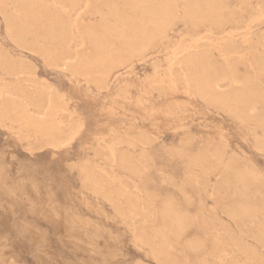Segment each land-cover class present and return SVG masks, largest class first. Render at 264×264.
<instances>
[{
  "label": "rangeland",
  "instance_id": "1",
  "mask_svg": "<svg viewBox=\"0 0 264 264\" xmlns=\"http://www.w3.org/2000/svg\"><path fill=\"white\" fill-rule=\"evenodd\" d=\"M27 1L36 14H40L35 19L25 17L22 20L29 45L35 34H43L41 27L49 19V10L60 5L53 0ZM82 1L96 0H80V5ZM225 2L230 10L237 13L235 23H227L220 30L208 26L195 30L179 21L169 33L168 45L164 43L163 47L161 44L144 56L136 57L134 68L132 66V70H127L122 76L126 78L130 75L142 85L132 88L131 94L126 97L128 99L118 95V86L124 81L117 79L110 90L99 91L80 77L47 66L39 55L26 48H18L8 38L6 23L0 13V47L12 59L30 63L36 78L47 80L62 94L69 112L66 110L63 118L61 116L63 126L76 119L84 122L81 134L69 146L52 148L36 144L34 150H29L25 142L17 139L8 128L0 127V264H157L150 256L149 247L135 242L129 223H123V218L115 214L112 204L80 185L79 171L70 164L86 157L99 162L103 168L109 166L108 169H113L120 179L127 180L126 189L138 193L139 203L151 212L150 221L141 215L140 222H137L143 224L147 231L160 224L157 223L160 222L157 209L168 198H172L179 209L186 210L190 218L189 228L179 239L169 237L174 241L170 240L168 249L179 264H193L200 255L210 263L217 261L212 256L211 230L213 226L219 230L223 221L234 231L237 230L233 221L223 213L225 206L237 198L231 193L222 197L213 190V184L220 176L219 170L206 176L190 167L186 159L199 151L212 154L216 147L226 143L235 167H248L264 176V151L258 150L254 141V132L264 138V129L255 127L253 132L254 124L239 122L218 107L196 96H188L182 87L164 94L150 86L155 79L163 85L164 70L171 71L172 67L173 71L179 66L182 56L194 49L215 47L217 52H213L222 62L226 60V54H222L224 52L220 49L233 42L241 50L238 55L244 61H249L253 53L264 58V0H251L249 7H242L239 0ZM6 11L9 15H20L21 5L9 0ZM209 33H212L211 36H207ZM171 93L178 101L186 99L189 103L181 106L179 111H167V107L170 109L171 106L165 105V102L172 97ZM142 97L148 100L141 101L144 106L138 104V99ZM150 106L154 108L150 110ZM262 107L264 102L258 105L260 110ZM134 126L148 130L150 140L146 146L136 147V155L144 160V164L137 177L131 174V178L128 172L117 170L96 157L92 147L99 136L113 145L117 134L131 135ZM211 158L206 167L212 165ZM204 177L209 178L211 183L205 189L201 186ZM187 196L189 199H186ZM119 199L125 205V198ZM198 209L203 212L207 227L204 223L203 227L200 226L195 219ZM213 214L222 221L215 219ZM260 219L264 222V215H260ZM193 238L203 240L200 251L187 249L186 241ZM246 240L254 243L251 239Z\"/></svg>",
  "mask_w": 264,
  "mask_h": 264
},
{
  "label": "bare ground",
  "instance_id": "2",
  "mask_svg": "<svg viewBox=\"0 0 264 264\" xmlns=\"http://www.w3.org/2000/svg\"><path fill=\"white\" fill-rule=\"evenodd\" d=\"M7 1L9 0H0V13L6 23L8 38L18 48H26L39 55L47 66L80 77L99 91L110 90L117 79L124 81L123 85L118 86V95L122 99L131 94L132 88L142 85L132 76L123 78L122 75L132 68L136 57L144 56L161 44L164 47L177 22L181 21L195 30L204 26L220 30L227 23H235L238 18L237 13L228 8L225 0H96L82 1L81 5L80 0H53L60 7L49 10V19L41 27L43 34H35L28 45L22 20L25 17L35 19L40 14H36L27 0H11L15 5H21V13L9 15L6 11ZM239 2L242 7L251 5V0ZM196 39L194 38L195 41ZM174 46L176 45L172 47ZM214 50L217 48L189 51L182 56L179 66L173 71L171 66V71L163 69L165 75L160 77L165 83L160 85L159 80L155 79L151 82V89H158L165 94L182 87L188 96H196L211 106L218 107L239 122L254 124L253 132L255 127L264 129V107L261 110L258 108L264 102V58L253 53L249 61H244L238 55L241 50L233 42L220 49L224 52L222 54H226L225 61L218 60L214 54L217 51ZM172 93V97L165 102V105L172 107L166 109L171 113L189 103L186 99L178 101ZM61 95L47 80L36 78L30 63L12 59L0 47V127L8 128L17 139L25 142L29 150H34L36 144L52 148L67 147L81 134L84 126L82 120H72L66 126L61 124V116L67 110V104ZM138 101L139 105L144 106L141 101L148 100L142 97ZM152 108L154 107H149L150 110ZM138 128L134 126L131 135L117 134L113 145L99 136L96 145L92 147L95 156L117 170L128 172L130 177H137L143 169L144 160L137 157L136 147L146 146L150 140L148 130ZM254 141L256 148L263 152L264 138L254 132ZM227 147L223 143L211 155L199 151L186 159L190 167L202 171L203 175L219 170L220 176L213 184V190L222 197L231 193L237 198L223 209V215L233 221L237 230L225 225L224 221L219 230L215 226L211 230L212 256L217 261L210 263L207 259V262L206 257L200 255L193 264H264V222L260 219V215H264V176L248 167H235ZM211 157L212 165L206 167ZM73 165L79 171L80 185L87 192L101 196L112 204L115 214L123 218V223H129L135 242L148 246L150 256L157 264H179L176 256L168 249L171 244L169 237L179 239L189 228L190 218L186 210L182 211L172 198H168L156 212V218L160 221L157 223L160 224L155 229L154 224L153 229L147 231L143 224L138 223L141 215L150 221L151 212L147 211L148 207L139 203L138 193L126 189L127 180L123 177L124 181L120 179L113 169H108L109 166L107 169L103 168L99 162L88 157L70 164L71 167ZM201 186L204 189L211 186L209 178L206 177ZM188 196L186 199H189ZM121 197L125 198V205L119 201ZM202 214L199 210L195 219L203 227L205 218ZM213 216L222 221L216 215ZM150 226L151 224L148 227ZM155 238L158 240L155 241ZM202 245L203 240L200 239L186 241V247L190 251H200Z\"/></svg>",
  "mask_w": 264,
  "mask_h": 264
}]
</instances>
